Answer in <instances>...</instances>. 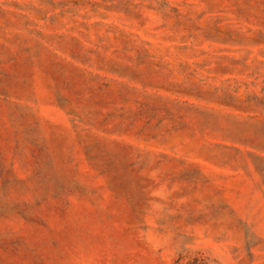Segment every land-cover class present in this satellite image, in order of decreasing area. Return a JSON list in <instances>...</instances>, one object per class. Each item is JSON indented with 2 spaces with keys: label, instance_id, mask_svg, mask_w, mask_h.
I'll list each match as a JSON object with an SVG mask.
<instances>
[{
  "label": "rangeland",
  "instance_id": "rangeland-1",
  "mask_svg": "<svg viewBox=\"0 0 264 264\" xmlns=\"http://www.w3.org/2000/svg\"><path fill=\"white\" fill-rule=\"evenodd\" d=\"M0 264H264V0H0Z\"/></svg>",
  "mask_w": 264,
  "mask_h": 264
}]
</instances>
